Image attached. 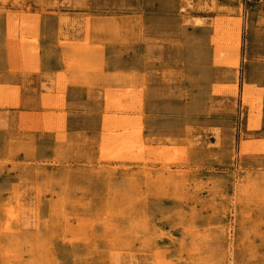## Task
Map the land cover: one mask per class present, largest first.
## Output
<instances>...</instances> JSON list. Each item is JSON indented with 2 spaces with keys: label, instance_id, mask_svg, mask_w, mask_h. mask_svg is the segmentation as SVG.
Masks as SVG:
<instances>
[{
  "label": "rangeland",
  "instance_id": "374dc122",
  "mask_svg": "<svg viewBox=\"0 0 264 264\" xmlns=\"http://www.w3.org/2000/svg\"><path fill=\"white\" fill-rule=\"evenodd\" d=\"M2 1L12 71L38 69L41 14L58 15L61 43L80 55L66 53L57 93L0 78V264H264V0ZM93 33L118 56L133 47L145 74L107 64L118 72L99 81L101 155L70 178L83 162L59 160L39 135L63 141V83L106 67ZM147 126L172 136L152 140Z\"/></svg>",
  "mask_w": 264,
  "mask_h": 264
},
{
  "label": "crops",
  "instance_id": "0c3cea01",
  "mask_svg": "<svg viewBox=\"0 0 264 264\" xmlns=\"http://www.w3.org/2000/svg\"><path fill=\"white\" fill-rule=\"evenodd\" d=\"M261 1L262 0H254V2H256L257 4H259ZM256 19L257 15L254 16L253 20L256 22ZM60 20L61 19H59L58 15L45 16L41 14L38 23L39 27L38 33L36 35L37 38L34 43V45L37 44L38 48L37 54L36 52L34 54L36 55L35 58L39 62L38 69L36 71L25 69L23 71L20 70L12 72L9 64L10 55L7 38L9 34L7 25L8 20L5 14L0 13V69L2 70L0 72V78L2 80V83H8L9 85L21 87L23 86L27 78L30 79L31 77H33V82H39L38 89L41 88L43 84H46L53 92H60L56 84L59 75L67 73L65 63L66 53H72V56L73 54L76 56L80 55L75 51V46H65L63 43H61L62 39L60 36ZM91 36H95V38L91 41L92 44L98 43L103 46L101 47V53H104V61L106 63V67L104 68L103 72L98 73L95 71H90L89 74H87V78L82 79L78 77H72L70 81L63 83L65 108L59 110L60 112L65 113L64 124L66 135L63 138V141L59 140L56 131L52 132L51 134L43 132L39 135L42 136V141L45 142V144L51 145L53 148H55L54 153L58 154L57 156L59 160L68 156V159L75 158L80 162H83V165H81L82 169L78 168V170H74L70 174V178H72L77 171H79V174L89 177V171L91 169H89L90 167L84 162L93 159L98 160L100 156L99 145L102 143L101 138L104 129L103 114L105 113L106 106L102 95L104 89L99 86V81L107 79L115 71L118 72L117 70H110L107 67V64L110 65L111 63H117L120 61L126 62V70L128 74H139V78L143 76L142 74H145V71L143 72L141 70L135 69L134 63L139 55H136L135 52H133V47L130 48L127 45L126 53L122 56H118L115 55V52L118 50L117 44L110 43L109 41L104 42L102 38V40H97L101 37L100 34L98 35L97 33L95 35L93 33ZM95 57L97 56L91 55V58ZM99 57V60H96L101 62V56ZM125 59L128 60L126 61ZM91 61L93 62V60ZM69 74L70 73H68V76ZM22 89L23 87L21 88V90ZM35 92H37V90H35ZM151 101L152 100H150L149 97L146 99L144 104L145 110H150L154 107ZM146 124H152L153 127L154 122L151 123L149 121V123L146 122ZM185 126L186 125L184 124V126L182 127L183 130ZM168 129L164 130L163 128L159 130L158 128H152L149 131V128L147 126L145 129V132H147L144 133V135L149 138H171L172 134ZM177 134L178 135L173 136H181L180 132ZM212 151L213 150L209 148L197 149L198 153L201 152V154L204 155H209Z\"/></svg>",
  "mask_w": 264,
  "mask_h": 264
},
{
  "label": "bare ground",
  "instance_id": "6f19581e",
  "mask_svg": "<svg viewBox=\"0 0 264 264\" xmlns=\"http://www.w3.org/2000/svg\"><path fill=\"white\" fill-rule=\"evenodd\" d=\"M3 1H4V0H3ZM3 1H2V2H3ZM14 1H16V0H14ZM14 1H13V2H14ZM35 1H36V0H35ZM41 1H42V0H41ZM4 2H5V1H4ZM9 3H10V2H9ZM36 3H37V2H36ZM38 3H40V2L38 1ZM5 4H6V3H5ZM6 5H8V3H7ZM11 5H12V4H11ZM240 5H241V4H240ZM45 6H46V5H45ZM240 8H241V7H240ZM240 8H239V9H240ZM41 10H42V9H41ZM231 13H232V12H231ZM241 13H242V12H241ZM231 16H232V15H230V17H231ZM234 16H235V15H234ZM236 17H237V16H236ZM238 17H239V16H238ZM26 20H28V19H26ZM235 20H236V19H235ZM38 21H39V20H38ZM234 22H235V21H234ZM9 23H10V22H9ZM38 23H39V22H38ZM43 23H44V22H43ZM28 24H29V22H28ZM46 24H47V23H46ZM10 25H11V24H10ZM32 25H33V24H32ZM27 26H28V25H27ZM30 26H31V25H30ZM207 26H209V25H207ZM38 27H39V26H38ZM45 27H46V26H45ZM201 29H202V28H201ZM8 30H10V29H8ZM46 30H48V29H46ZM212 30H213V29H212ZM210 31H211V30H210ZM207 32H208V31H207ZM212 34H213V33L211 32V35H212ZM200 35H201V33H200ZM211 35H210V36H211ZM192 36H193V35H192ZM203 36H204V35H203ZM200 37H201V36H200ZM198 38H199V37H198ZM201 38H202V37H201ZM201 38H200V39H201ZM194 39H195V38H194ZM202 39H203V38H202ZM194 41H195V40H194ZM210 41H211V39H210ZM192 43H193V41H192ZM204 43H205V42H204ZM192 45H193V44H192ZM99 46H100V45H99ZM5 47H6V46H5ZM80 48H81V47H80ZM6 50H7V49H6ZM195 50H196V49H195ZM195 50H194V51H195ZM216 50H217V49H216ZM7 51H8V50H7ZM114 52H115V51H114ZM216 52H217V51H216ZM111 53H112V52H111ZM116 53H118V52H116ZM118 54L120 55V53H118ZM198 54H199V53H198ZM115 55H116V54H115ZM130 55H131V54H130ZM23 56H24V55H23ZM25 56H26V55H25ZM25 56H24V57H25ZM126 56H127V55H126ZM1 57H2V56H1ZM24 57H22V58H24ZM195 57H196V56H195ZM219 57H220V56H219ZM20 58H21V55H20ZM195 59H196V58H195ZM218 59H219V58H218ZM21 60H22V59H21ZM27 60H28V59H27ZM125 60H126V59H125ZM125 60H123V61H125ZM127 60H128V59H127ZM127 60H126V61H127ZM49 61H50V60H49ZM195 61H196V60H195ZM5 62H6V61H5ZM30 62H32V60H30ZM115 62H116V61H115ZM2 63H3V61H2ZM28 63H29V61H28ZM33 63H34V62H32L31 64H33ZM38 63H39V62H38ZM120 63H121V61H120ZM6 64H7V63H6ZM9 64H10V63H9ZM31 64H30V65H31ZM118 64H119V63H118ZM130 64H131V63H130ZM1 65H2V64H1ZM202 65H203V64H202ZM213 65H214V64H213ZM114 66H115V65H114ZM193 66H194V65H193ZM4 67H5V66H4ZM210 67H211V66H210ZM7 68H8V67H7ZM196 68H197V67H196ZM113 70H114V69H113ZM115 70H116V69H115ZM210 71H211V70H210ZM12 72H13V71H12ZM14 72H15V71H14ZM131 72H132V71H131ZM214 72H215V71H214ZM183 74H184V73H183ZM200 75H201V74H200ZM207 75H208V74H207ZM214 75H215V74H214ZM198 76H199V75H198ZM212 76H213V75H212ZM202 78H203V76H202ZM209 78H210V77H209ZM196 81H197V79H196ZM196 81H195V82H196ZM209 81H210V80H209ZM198 82H199V81H198ZM7 84H8V83H7ZM7 84H6V85H7ZM2 85H3V84H2ZM10 86H11V85H10ZM49 86H50V85H49ZM203 86H204V85H203ZM0 87H1V86H0ZM133 87H134V86H133ZM194 87H195V85H194ZM198 87H199V86H198ZM212 87H213V85H212ZM1 88L3 89V87H1ZM1 88H0V90H1ZM8 88H9V87H8ZM8 88H7V89H8ZM196 88H197V85H196ZM12 89H13V88H12ZM191 89H193V88H191ZM35 90H36V89H35ZM121 90H122V89H121ZM132 90H133V89H132ZM193 90H194V89H193ZM7 91H8V90H7ZM117 91H118V90H117ZM180 91H182V90H180ZM5 92H6V91H5ZM5 92H4V90H3V93H5ZM118 92H122V91H118ZM125 92H126V91H125ZM131 92H133V91H131ZM249 92H250V87H249V85H246L245 90H244V92H243V102H245V103H247L246 101H247V97H248V93H249ZM7 93H9V91H8ZM32 93H33V92H32ZM34 93H35V92H34ZM44 93H46V92H44ZM116 93H117V92H116ZM123 93H124V92H123ZM194 93H195V92H194ZM28 94H31V93H28ZM48 94H49V93H48ZM111 94H112V93H111ZM124 94H125V93H124ZM128 94H129V93H128ZM202 94H203V93H202ZM33 95H34V94H33ZM126 95H127V94H126ZM186 95H187V94H186ZM200 95H201V93H200ZM7 96H8V94H7ZM31 96H32V94H31ZM34 96H35V95H34ZM40 96H41V95H40ZM50 96H51V95H50ZM106 96H107V95H106ZM109 96H110V95H109ZM130 96H131V95H130ZM191 96H192V95H191ZM193 96H194V95H193ZM18 97H19V96H18ZM18 97H16V98H18ZM48 97H49V96H48ZM51 97H52V96H51ZM63 97H64V96H63ZM119 97H121V96H119ZM123 97H125V96H123ZM1 98H2V96H1ZM6 98H7V97H6ZM8 98H9V97H8ZM28 98H29V97H28ZM28 98H27V100H30V99H31V98H30V99H28ZM32 98H33V97H32ZM189 98H190V97H189ZM192 98H193V97H192ZM18 99H19V98H18ZM21 99H22V98H21ZM35 99H36V98H35ZM40 99H41V98H40ZM43 99H45V98H43ZM64 99H65V97H64ZM23 100H24V99H23ZM32 100H33V99H32ZM51 100H52V99H51ZM57 100H58V99H57ZM59 100H60V99H59ZM16 101H17V100H16ZM34 101L36 102V100H34ZM40 101H41V100H40ZM63 101H64V100H63ZM118 101H119V100H118ZM123 101H124V100H123ZM189 101H190V100H189ZM20 102H21V101H20ZM43 102H44V101H43ZM48 102H49V101H48ZM52 102H53V101H51V104H52ZM183 102H184V101H183ZM23 103H24V101H23ZM122 103H123V102H122ZM122 103H121V104H122ZM130 103H131V101L128 103L129 106H130ZM25 104H26V103H24V105H25ZM42 104H43V103H42ZM54 104H55V103H54ZM118 104H119V102H118ZM18 105H19V103H18ZM44 105H45V104H44ZM44 105H42V107H43ZM126 105H127V104H126ZM25 106H26V105H25ZM47 106H48V105H47ZM28 107H29V106H28ZM51 107H52V105H51ZM183 107H184V106H183ZM29 108H31V107H29ZM34 108H35V107H34ZM112 108H113V107H112ZM116 109H117V108H116ZM131 109H132V108H131ZM120 110H121V109H120ZM18 111H19V110H18ZM116 111H117V110H116ZM25 112H26V111H25ZM25 112H24V113H25ZM27 112H28V111H27ZM20 113H22V111H20ZM30 113H31V112H30ZM192 113H193V112H192ZM22 114H23V113H22ZM27 114H28V113H27ZM33 114H34V112H33ZM36 114H37V113H36ZM23 115L25 116L26 114H23ZM30 115H31V114H30ZM47 115H48V114H47ZM108 115H109V114H108ZM24 116H21V117H24ZM117 116H118V115H117ZM117 116H116V117H117ZM128 116H130V115H128ZM18 117H20V116H18ZM21 117H20V118H21ZM41 117H42V116H41ZM44 117H45V116H44ZM24 118H25V117H24ZM29 118H30V117H29ZM32 118H33V115H32V117H31V120H33ZM38 118H39V117H38ZM107 118H108V117H107ZM124 118H125V117H124ZM128 118L130 119L131 117H128ZM133 118H134V117H133ZM22 119H23V118H22ZM25 119H26V118H25ZM27 119H28V118H27ZM41 119H43V118H41ZM41 119H40V120H41ZM50 119H51V117H50ZM121 119L123 120V118H121ZM129 119H128V120H129ZM131 119H132V118H131ZM40 120H38V121H40ZM104 120H105V119H104ZM125 120H127V119H125ZM125 120H123V121H125ZM132 120H133V119H132ZM19 121L21 122V120H19ZM29 121H30V120H29ZM35 121H36V119H35ZM35 121H34V122H35ZM38 121H37V122H38ZM31 122H33V121H30V123H31ZM34 122H33V123H34ZM37 122H36V123H37ZM43 122H44V121L42 120V124H43ZM51 122H52V121H51ZM104 122H106V121H104ZM24 123H25V121H24ZM38 123H40V122H38ZM112 123H113V122H112ZM125 123H126V122H125ZM125 123H124V124H125ZM48 124H50V123H48ZM52 124H53V123H52ZM116 124H117V123H116ZM120 124H122V122H121ZM33 125H34V124H33ZM103 125H105V124H103ZM106 125H107V124H106ZM117 125H118V124H117ZM30 126H31V124H30ZM30 126H29V127H30ZM35 126H36V125H35ZM35 126H33V127L36 128ZM44 126H45V125H44ZM44 126H43V127H44ZM48 126H49V125H48ZM51 126H52V125H51ZM37 127H38V124H37ZM39 127H40V126H39ZM45 127H46V126H45ZM117 127H119V125H118ZM19 128H20V127H19ZM26 128H28V127H26ZM31 128H32V127H31ZM42 129H43V128H42ZM42 129H41V130H42ZM106 129H107V128H106ZM109 129H110V128H109ZM129 129H130V128H129ZM185 129H186V128H185ZM20 130H21V129H20ZM25 130H26V129H25ZM28 130H29V129H28ZM31 130H32V129H31ZM43 130H44V129H43ZM134 130H135V129H134ZM41 132H42V131H41ZM115 132H116V131H115ZM115 132H114V133H115ZM124 132H125V131H124ZM132 132H134V131L132 130ZM114 133H113V134H114ZM116 133H118V132H116ZM122 133H123V132H122ZM118 134H119V133H118ZM114 135H115V134H114ZM123 135H125V134H123ZM129 135H130V134H129ZM28 137H29V136H28ZM38 137H39V136H38ZM115 137H116V136H115ZM123 137H124V136H122V138H123ZM119 138H120V136H119ZM119 138H118V140H119ZM134 138H135V141H136V140H137L136 138H138V137H137V136H136V137L134 136ZM101 140H102V139H101ZM105 140H106V139H105ZM122 140H124V139H122ZM122 140H121V141H122ZM152 140H154V139L152 138ZM107 141H108V140H107ZM133 141H134V140H133ZM159 141H160V140H159ZM152 142H153V141H152ZM100 143H101V142H100ZM102 143L104 144V141H103ZM164 145H165V144H164ZM179 145H180V144H179ZM182 145H183V144H182ZM182 145H181V146H182ZM3 146H4V145H3ZM128 146H129V145H128ZM135 146H136V145H135ZM157 146H158V145H157ZM170 146H172V144H171ZM177 146H178V145H177ZM106 147H107V146H106ZM118 147H119V146H118ZM154 147H155V146H154ZM182 147H183V146H182ZM104 148H105V147H104ZM168 148H169V147H168ZM134 149H135V148H134ZM131 150H132V149H131ZM178 150L180 151V148H179ZM135 151H136V150H135ZM168 151H169V150H168ZM10 154H11V153H10ZM115 154H116V152H115ZM115 154H114V155H115ZM130 154H131V153H130ZM132 154H133V153H132ZM13 155H14V154H13ZM100 155H101V154H100ZM118 155H120V154H118ZM125 155H126V153H125ZM133 155H134V154H133ZM133 155H132V156H133ZM118 157H119V156H118ZM121 157H122V156H121ZM121 157H120V158H121ZM170 157H171V156H170ZM173 157H174V156H173ZM178 157H179V156H178ZM5 158H6V157H5ZM123 158H124V157H123ZM123 158H122V160H123ZM11 159H12V158H11ZM42 159H43V158H42ZM5 160H6V159H5ZM22 160H23V159H22ZM49 160H50V159H49ZM64 160H65V159H64ZM10 161H11V160H10ZM15 161H17V160H15ZM32 161H33V160H32ZM43 161H44V160H43ZM124 161H125V159H124ZM131 161H132V160H131ZM138 161H139V160H138ZM26 162H27V161H26ZM33 162H34V161H33ZM40 162H41V161H40ZM89 162H90V161H89ZM6 163H7V162H6ZM38 163H39V162H38ZM51 163H52V162H51ZM54 163H55V162H54ZM167 163H168V162H167ZM108 164H109V163H108ZM98 165H99V164H98ZM109 165H110V164H109ZM23 166H24V165H23ZM116 166H117V165H116ZM125 166H126V165H125ZM7 167H8V166H7ZM29 168H30V167H29ZM3 169H4V168H3ZM3 169H2V170H3ZM127 170H128V169H127ZM26 173H27V172H26ZM12 174H13V173H12ZM35 180H36V179H35ZM132 181H133V180H132ZM134 184H136V182H134ZM55 190H56V189H55ZM20 192H21V191H20ZM2 193H3V192H2ZM156 196H158V195H156ZM167 196H168V195H167ZM194 196H195V195H194ZM46 197H47V196H46ZM159 197H160V196H159ZM165 197H166V196H165ZM168 198H169V197H168ZM171 198H172V197H171ZM166 200H167V198H166ZM185 203H186V202H185ZM173 204H174V203H173ZM0 207H2V206H0ZM176 208H178V207H176ZM112 209H113V208H112ZM180 209H181V208H180ZM110 210H111V208H110ZM114 210H115V209H114ZM176 210H177V209H176ZM116 211H117V210H116ZM118 213H119V212H118ZM189 213H190V212H189ZM119 214H120V213H119ZM200 215H201V213H200ZM204 215H205V214H204ZM72 216H73V215H72ZM140 217H141V216H140ZM202 217H203V215H202ZM71 218H72V217H71ZM83 218H85V216H83ZM188 218H189V217H188ZM69 219H70V218H69ZM74 219H75V218H74ZM90 221H91V220H90ZM167 222H168V221H167ZM88 223H89V221H88ZM37 224H38V223H36V225H37ZM50 224H51V223H50ZM166 225H167V224H166ZM49 226H50V225H49ZM164 226H165V225H164ZM177 226H179V225H177ZM199 226H201V225H199ZM50 227H51V226H50ZM11 229H13V228H11ZM165 229H166V228H165ZM205 229H206V228H205ZM1 230H2V229H1ZM2 231H3V230H2ZM169 235H170V234H169ZM134 242H136V241H134ZM166 245H167V244H166ZM169 248H170V247H169ZM160 249H161V247H160ZM167 249H168V248H167ZM237 249H238V248H237ZM161 250L163 251V248H162ZM168 250H169V249H168ZM169 251H170V250H169ZM229 252H230V251H229ZM156 253H157V252H156ZM163 253H164V252H163ZM234 253H235V252H234ZM238 253H239V252H238ZM157 254H158V253H157ZM181 254H182V252H181ZM155 255H156V254H155ZM229 255H230V254H229ZM229 255H228V256H229ZM260 255H261V254H260ZM163 256H164V255H163ZM163 256L161 255V257H163ZM189 256H190V255H189ZM156 257H157V255H156ZM157 258H158V257H157ZM166 258H168V257H166ZM172 258H173V257H172ZM218 258H219V257H218ZM263 258H264V257H263ZM159 259H160V258H159ZM163 259H164V258H163ZM221 259H222V258H221ZM58 262H59V261H58ZM159 262H160V261H159ZM163 262H164V261H163ZM163 262H162V263H163ZM171 262H172V261H171ZM174 263H175V262H174ZM219 263H220V262H219ZM229 263H230V262H229ZM260 263H261V262H260ZM168 264H169V263H168ZM214 264H215V263H214Z\"/></svg>",
  "mask_w": 264,
  "mask_h": 264
}]
</instances>
